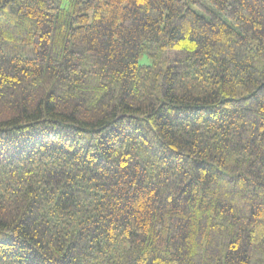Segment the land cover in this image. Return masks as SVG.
I'll list each match as a JSON object with an SVG mask.
<instances>
[{
	"label": "trees",
	"instance_id": "trees-1",
	"mask_svg": "<svg viewBox=\"0 0 264 264\" xmlns=\"http://www.w3.org/2000/svg\"><path fill=\"white\" fill-rule=\"evenodd\" d=\"M0 264H264V0H0Z\"/></svg>",
	"mask_w": 264,
	"mask_h": 264
}]
</instances>
